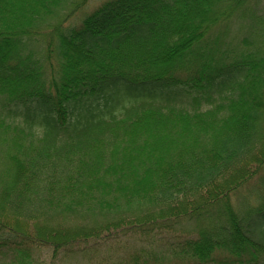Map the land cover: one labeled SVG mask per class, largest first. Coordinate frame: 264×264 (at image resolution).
Returning a JSON list of instances; mask_svg holds the SVG:
<instances>
[{"label":"trees","instance_id":"obj_1","mask_svg":"<svg viewBox=\"0 0 264 264\" xmlns=\"http://www.w3.org/2000/svg\"><path fill=\"white\" fill-rule=\"evenodd\" d=\"M87 1L0 0V257L172 235L264 264L258 0Z\"/></svg>","mask_w":264,"mask_h":264},{"label":"rangeland","instance_id":"obj_2","mask_svg":"<svg viewBox=\"0 0 264 264\" xmlns=\"http://www.w3.org/2000/svg\"><path fill=\"white\" fill-rule=\"evenodd\" d=\"M105 0H88L82 7L77 15L78 18L85 15L97 6H99ZM257 6V16L264 19V0H258L253 4H248L249 7ZM76 18V19H78ZM247 24L244 23L240 27L237 21H233L230 26V39L239 37L240 33L246 31ZM242 29L240 31V29ZM240 31V32H239ZM40 59L38 55H35L33 59ZM47 68H45V71ZM118 113V112H116ZM146 239L140 238H128L119 240L113 244H109L103 247H95L87 250L84 256L81 257L78 253L72 256V258H62L63 255H59L56 260H53V264H180L179 260L174 257H170L168 252H172V249L176 248L177 240L172 235L165 237H158L151 240L152 246L148 245ZM29 264H52L50 260L51 251L47 247H33L29 246ZM11 253V252H9ZM222 253H216L221 255ZM0 264H8L7 257L1 255Z\"/></svg>","mask_w":264,"mask_h":264}]
</instances>
